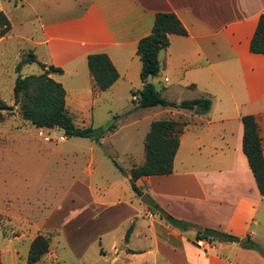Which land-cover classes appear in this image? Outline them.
Segmentation results:
<instances>
[{
    "label": "crops",
    "instance_id": "1",
    "mask_svg": "<svg viewBox=\"0 0 264 264\" xmlns=\"http://www.w3.org/2000/svg\"><path fill=\"white\" fill-rule=\"evenodd\" d=\"M18 1L28 11L22 24L38 32L36 39H27L37 61L62 70L49 77L63 86L65 108V76L84 79L92 93L84 103L93 107L116 92L142 89L136 49L151 33L157 13H173L186 31V36L169 35L159 60L162 69L152 83L163 77L167 88L175 85L210 99L211 109L205 114L177 109L180 118L172 120L184 119L187 125L179 136L172 173L143 177L136 186L189 227L170 226L133 192L127 203H108L104 198L113 191L95 187V204L124 205L126 231L131 227L127 243L125 235L119 249L111 243L114 261L121 253L127 264H264L257 252L238 244L196 237L197 231L208 229L256 242L258 228L264 225V195L242 152L241 123L243 116L255 117L264 157V55L249 51L258 18L264 15V0ZM93 54H105L118 73L105 92L97 90L87 69V57ZM102 140L101 148L93 142L95 149L111 162ZM123 177L128 183L129 177Z\"/></svg>",
    "mask_w": 264,
    "mask_h": 264
},
{
    "label": "rangeland",
    "instance_id": "2",
    "mask_svg": "<svg viewBox=\"0 0 264 264\" xmlns=\"http://www.w3.org/2000/svg\"><path fill=\"white\" fill-rule=\"evenodd\" d=\"M0 11L11 24V31L0 38V98L12 106L17 76L41 74L35 63L15 71L32 51L28 37L36 39L38 32L35 26L22 24L28 11L18 0H0ZM36 55L42 62L40 53ZM162 57L163 50L158 59ZM79 78H62L68 93L66 112L80 128L113 126L101 141L102 150L126 174L144 159V138L150 123L180 118L177 109L138 108L136 97L127 90L94 107L86 105L84 101L91 99L92 93ZM153 85L169 102L202 98L175 85L167 88L163 77L155 79ZM0 116V264H28V250L37 236L46 238L49 248L35 264H127L121 253L114 261L110 250L113 242L119 249L128 227L125 206L103 207L93 201L95 187L113 191L104 198L108 203L117 199L124 203L132 195L110 160L88 139L67 138L59 129L33 127L21 119L17 107ZM59 136L65 141L59 142ZM93 148L98 163L94 166ZM258 233L255 243L264 249V225Z\"/></svg>",
    "mask_w": 264,
    "mask_h": 264
},
{
    "label": "trees",
    "instance_id": "3",
    "mask_svg": "<svg viewBox=\"0 0 264 264\" xmlns=\"http://www.w3.org/2000/svg\"><path fill=\"white\" fill-rule=\"evenodd\" d=\"M11 31V24L6 15L0 11V38ZM169 35L186 36V31L173 13H157L154 17L151 33L142 38L136 49L141 62L139 79L143 87L132 92L137 99V107L163 109H179L193 111L195 114H205L211 109L208 98H199L180 103L169 102L163 99L156 91L153 83L146 84L148 76L152 80L158 77L162 65L159 62V52L169 45ZM249 51L253 54L264 55V15L258 18L256 30L250 41ZM37 64L41 74L25 77L17 76L15 79L12 97L13 105L8 106L0 98V114L12 111L17 107L22 120L30 123L37 129H59L67 138L88 139L101 148L100 140L111 132L113 126L94 129L92 127L80 128L74 125L73 118L65 109V90L63 86L51 79L50 75H61L62 70L47 66L37 61L35 54L28 51L25 58L19 62L15 71L20 72L24 65ZM87 69L98 91H107L118 79V73L105 54H93L87 57ZM0 121L2 118L0 116ZM243 136L242 152L247 160L249 169L254 178L256 188L261 196L264 195V157L261 146L259 129L254 116L247 115L241 118ZM186 121L172 119L153 121L149 125L144 138V159L138 166L132 167L128 174L129 186L132 192L142 196L136 182L143 177L165 176L172 173L173 159L179 145V136L186 128ZM115 169L123 176L126 172L111 159ZM170 226L180 230L189 227L188 224L175 220L157 207L153 202L148 204ZM131 227L126 231L124 241L128 242ZM197 239H206L201 231H197ZM224 243L238 244L241 248L257 252L264 259V250L249 236L239 238L226 233L218 240ZM49 243L43 236H37L31 242L27 263L35 264L48 252Z\"/></svg>",
    "mask_w": 264,
    "mask_h": 264
},
{
    "label": "water",
    "instance_id": "4",
    "mask_svg": "<svg viewBox=\"0 0 264 264\" xmlns=\"http://www.w3.org/2000/svg\"><path fill=\"white\" fill-rule=\"evenodd\" d=\"M151 82H152V77L148 76L146 80V84H150ZM140 201L145 204H149L151 202V200L146 195H142ZM202 235L206 238L214 239V240H219L223 237V234L221 232H216L208 229H203Z\"/></svg>",
    "mask_w": 264,
    "mask_h": 264
},
{
    "label": "built area",
    "instance_id": "5",
    "mask_svg": "<svg viewBox=\"0 0 264 264\" xmlns=\"http://www.w3.org/2000/svg\"><path fill=\"white\" fill-rule=\"evenodd\" d=\"M49 139H50V138H48V137H45V139H44V140H45L46 142H49ZM58 141H59V142H63V141H65V138H64V137H62V136H60V137L58 138ZM197 243H198V245H199V242H197Z\"/></svg>",
    "mask_w": 264,
    "mask_h": 264
}]
</instances>
